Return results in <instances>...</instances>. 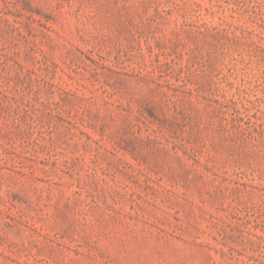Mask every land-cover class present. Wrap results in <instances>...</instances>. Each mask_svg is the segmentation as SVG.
<instances>
[{"label":"rangeland","instance_id":"rangeland-1","mask_svg":"<svg viewBox=\"0 0 264 264\" xmlns=\"http://www.w3.org/2000/svg\"><path fill=\"white\" fill-rule=\"evenodd\" d=\"M0 264H264V0H0Z\"/></svg>","mask_w":264,"mask_h":264}]
</instances>
